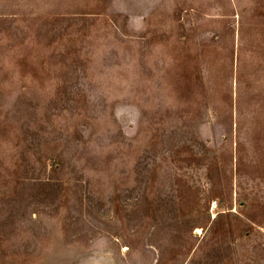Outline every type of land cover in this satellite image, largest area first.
Here are the masks:
<instances>
[{
	"label": "rangeland",
	"instance_id": "1",
	"mask_svg": "<svg viewBox=\"0 0 264 264\" xmlns=\"http://www.w3.org/2000/svg\"><path fill=\"white\" fill-rule=\"evenodd\" d=\"M0 264H264V0H0Z\"/></svg>",
	"mask_w": 264,
	"mask_h": 264
}]
</instances>
